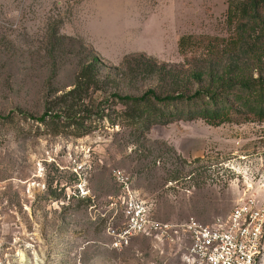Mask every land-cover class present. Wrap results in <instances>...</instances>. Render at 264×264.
I'll list each match as a JSON object with an SVG mask.
<instances>
[{
    "label": "rangeland",
    "instance_id": "374dc122",
    "mask_svg": "<svg viewBox=\"0 0 264 264\" xmlns=\"http://www.w3.org/2000/svg\"><path fill=\"white\" fill-rule=\"evenodd\" d=\"M118 1L126 11L105 9ZM227 9L228 0H0V264H191L189 234L182 246L143 233L114 244L112 228L126 220L116 169L162 221L212 223L244 199L264 212V119L183 118L146 129L109 118L121 106L114 91L175 86L126 66V56L181 68L201 49L182 51L180 37L228 36ZM93 52L101 85L75 106L78 117L91 114L77 125L53 102ZM51 106L62 117L39 119ZM262 227L253 264H264V215Z\"/></svg>",
    "mask_w": 264,
    "mask_h": 264
},
{
    "label": "trees",
    "instance_id": "16d2710c",
    "mask_svg": "<svg viewBox=\"0 0 264 264\" xmlns=\"http://www.w3.org/2000/svg\"><path fill=\"white\" fill-rule=\"evenodd\" d=\"M228 36H213L205 40L193 34L179 39L182 51L201 49L200 56L177 68L160 63L146 53L128 55L126 66H137L149 72H160L173 77L172 89L159 91L150 87L139 95L112 94L121 104L114 108L115 116H109L111 124H143L146 129L153 123H167L176 119L203 118L212 124L242 119H264V0H228L226 15ZM101 59L92 53L83 61L74 86L54 98L56 106L69 107L64 117L80 125L84 117H78L74 109L92 88L100 87ZM48 107L38 117L46 121L62 117ZM80 112V110H79ZM106 109L97 116L104 118ZM13 118L14 112L1 115ZM126 121V122H125Z\"/></svg>",
    "mask_w": 264,
    "mask_h": 264
},
{
    "label": "built area",
    "instance_id": "2783aa9c",
    "mask_svg": "<svg viewBox=\"0 0 264 264\" xmlns=\"http://www.w3.org/2000/svg\"><path fill=\"white\" fill-rule=\"evenodd\" d=\"M115 176L122 189L117 200L122 202L126 217L121 227L112 228L116 246L128 244L138 233L182 246V236L189 234L191 242L186 246L185 259L191 264H253L260 255L264 212L254 207L252 200L239 201L226 219L212 223L194 218L167 222L151 216L148 203L137 194L128 174L116 169Z\"/></svg>",
    "mask_w": 264,
    "mask_h": 264
},
{
    "label": "crops",
    "instance_id": "0c3cea01",
    "mask_svg": "<svg viewBox=\"0 0 264 264\" xmlns=\"http://www.w3.org/2000/svg\"><path fill=\"white\" fill-rule=\"evenodd\" d=\"M108 7H105V9L113 10V12H115V13H120L125 8V6H123V3L122 2H119V1L117 2L116 7L115 6H108ZM126 10H127V8L124 9V11H126Z\"/></svg>",
    "mask_w": 264,
    "mask_h": 264
}]
</instances>
